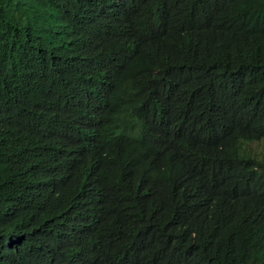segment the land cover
I'll return each instance as SVG.
<instances>
[{
  "label": "trees",
  "instance_id": "trees-1",
  "mask_svg": "<svg viewBox=\"0 0 264 264\" xmlns=\"http://www.w3.org/2000/svg\"><path fill=\"white\" fill-rule=\"evenodd\" d=\"M262 139L264 0H0V264H264Z\"/></svg>",
  "mask_w": 264,
  "mask_h": 264
},
{
  "label": "rangeland",
  "instance_id": "rangeland-1",
  "mask_svg": "<svg viewBox=\"0 0 264 264\" xmlns=\"http://www.w3.org/2000/svg\"><path fill=\"white\" fill-rule=\"evenodd\" d=\"M253 149H257L258 151L260 150V154L261 153H264V139H262L261 141L259 142H252L251 145H250Z\"/></svg>",
  "mask_w": 264,
  "mask_h": 264
}]
</instances>
